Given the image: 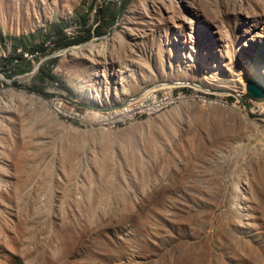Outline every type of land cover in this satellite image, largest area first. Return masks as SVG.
Wrapping results in <instances>:
<instances>
[{
	"label": "rangeland",
	"instance_id": "374dc122",
	"mask_svg": "<svg viewBox=\"0 0 264 264\" xmlns=\"http://www.w3.org/2000/svg\"><path fill=\"white\" fill-rule=\"evenodd\" d=\"M80 16L0 64V264H264V0H0V60Z\"/></svg>",
	"mask_w": 264,
	"mask_h": 264
},
{
	"label": "trees",
	"instance_id": "16d2710c",
	"mask_svg": "<svg viewBox=\"0 0 264 264\" xmlns=\"http://www.w3.org/2000/svg\"><path fill=\"white\" fill-rule=\"evenodd\" d=\"M111 9V10H110ZM110 10V12H109ZM120 12V7H113L110 8L109 6H102L98 9L96 21L97 25L94 29V34L96 36H100L108 30L109 27L112 26L115 17L119 14ZM77 23L82 25L83 27H86L88 24L86 16H80L78 18ZM63 23H57L54 24V38L57 41L55 42V46L52 49H48L47 46H45L44 42H41L39 44H34L32 45L29 43L27 38L24 39V37H12V40L14 41V45H12V54L9 56H6L5 58L0 60V64L2 66H8V69L12 70L11 74H23L25 72H28L32 68V64L29 60L25 58V55L32 54L35 55H42L46 53L49 50H54L57 48H66L70 46L77 45L79 43H82L84 41H87L88 39L91 38V33H90V25L87 26L85 29V36L81 37H76V38H69L66 37L65 34L62 32V27ZM51 38L50 35L46 36V39ZM20 47V50H19ZM17 52V53H16ZM27 52V53H24ZM37 59V56L34 57V59ZM54 62L53 59H48L44 64H40L38 67L37 72L34 74L32 78V87L31 90L37 92L38 94H41V96L49 97V94H46L43 92V85L45 83L53 82V81H59L51 72V69L48 68L50 64ZM47 66V67H45ZM249 98L250 96L247 95Z\"/></svg>",
	"mask_w": 264,
	"mask_h": 264
},
{
	"label": "water",
	"instance_id": "95a60500",
	"mask_svg": "<svg viewBox=\"0 0 264 264\" xmlns=\"http://www.w3.org/2000/svg\"><path fill=\"white\" fill-rule=\"evenodd\" d=\"M245 91L252 99H264V86L252 79L245 81Z\"/></svg>",
	"mask_w": 264,
	"mask_h": 264
},
{
	"label": "built area",
	"instance_id": "2783aa9c",
	"mask_svg": "<svg viewBox=\"0 0 264 264\" xmlns=\"http://www.w3.org/2000/svg\"><path fill=\"white\" fill-rule=\"evenodd\" d=\"M36 55H37V54H36ZM33 57H35V55H34V56H30V57H29V61L32 60ZM170 99H171V97H170V98H169V97H162V98H160V99H154V100H152L151 109H152L154 106L159 105L161 102H168ZM52 104H53V106H55V107H57V108L59 109V105H58L56 102H54V103H52ZM59 110H60V109H59ZM133 114H134V113H132L131 111H126L125 114H122V122H126V121H128V120H131V119L133 118ZM99 118H100V120H103L101 116H100Z\"/></svg>",
	"mask_w": 264,
	"mask_h": 264
},
{
	"label": "bare ground",
	"instance_id": "6f19581e",
	"mask_svg": "<svg viewBox=\"0 0 264 264\" xmlns=\"http://www.w3.org/2000/svg\"><path fill=\"white\" fill-rule=\"evenodd\" d=\"M247 75H245V80H247V78H251L254 79L258 84L263 85L264 86V81L263 78L261 76L260 73H256V72H251L249 71L248 73H246Z\"/></svg>",
	"mask_w": 264,
	"mask_h": 264
}]
</instances>
